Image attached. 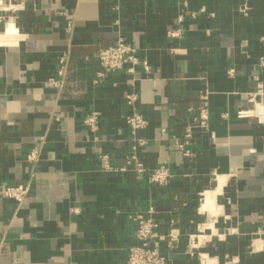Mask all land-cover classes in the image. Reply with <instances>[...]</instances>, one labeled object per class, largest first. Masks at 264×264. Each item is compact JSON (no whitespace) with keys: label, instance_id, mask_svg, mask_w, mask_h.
I'll list each match as a JSON object with an SVG mask.
<instances>
[{"label":"crops","instance_id":"crops-1","mask_svg":"<svg viewBox=\"0 0 264 264\" xmlns=\"http://www.w3.org/2000/svg\"><path fill=\"white\" fill-rule=\"evenodd\" d=\"M2 8L0 36L11 44L0 45V264H126L134 218L149 208L158 236L178 235L172 248L160 243L167 264H200V254L264 264V124L236 118L249 94L264 103V0H3ZM10 22L18 31L5 35ZM118 40L149 70L99 80L97 54ZM201 107L209 127L193 130L185 157L178 145ZM90 112L99 114L94 133L83 125ZM133 112L146 121L135 156L167 168L166 186L126 168ZM103 154L112 171L101 168ZM25 184L23 203L3 196Z\"/></svg>","mask_w":264,"mask_h":264},{"label":"built area","instance_id":"built-area-1","mask_svg":"<svg viewBox=\"0 0 264 264\" xmlns=\"http://www.w3.org/2000/svg\"><path fill=\"white\" fill-rule=\"evenodd\" d=\"M6 9L2 8L0 4V23L4 20ZM171 36H178V32H173ZM97 63L99 72L97 78L102 80L107 74L125 70L126 73L133 75L137 66H142L147 72L149 70L146 62L141 61L137 57L136 50L128 43L118 40L114 45L101 50L97 54ZM262 63V62H261ZM66 59L61 60V67L59 69V76L63 77L66 72ZM49 84L54 88H60L61 82L49 80ZM137 100L135 93H130L126 96L127 106H133ZM248 108L239 109L236 111L237 119H256L264 124V103L257 101L256 94H249ZM99 114L97 112L88 113L83 119V125L92 133L98 130ZM126 125L132 136V147L130 155L126 160V168H129L137 176L145 177L149 184L166 186L171 179V174L165 167H158L155 169L146 168L140 163L136 156L135 151L139 147H143L145 142L135 138L137 131L145 128L146 121L137 112L125 118ZM209 127V115L205 107L199 109V114L193 119L184 130L183 142L179 144L180 150L185 157L190 155L185 146L189 145V141L194 129L207 130ZM39 157L37 150L32 151L27 156V162L34 166ZM100 166L104 171H112L113 167L110 164L108 155L103 154L99 156ZM124 170V169H122ZM31 178L33 174L31 173ZM29 193V184L18 185L15 187L6 188L3 191V196L7 199L14 200L21 204L27 198ZM135 244L128 249L126 264H167V259L164 253L160 250V243L166 242L167 248H172L173 244L177 241L178 235L175 230H170L167 236H158V224L153 216V209L149 208L145 214L135 216ZM192 243L188 249L192 251L194 248ZM200 264H218L216 261L211 260L205 255H198Z\"/></svg>","mask_w":264,"mask_h":264},{"label":"bare ground","instance_id":"bare-ground-1","mask_svg":"<svg viewBox=\"0 0 264 264\" xmlns=\"http://www.w3.org/2000/svg\"><path fill=\"white\" fill-rule=\"evenodd\" d=\"M16 32L17 31H10L9 28H8V25H7L6 32L4 34L5 35H10V34H15ZM9 44H11L10 41H7V40L3 39L2 36H0V45H9ZM211 202H212V199H211L210 195H205L203 200H202V202H201L202 211L207 212L209 215H211Z\"/></svg>","mask_w":264,"mask_h":264},{"label":"clouds","instance_id":"clouds-1","mask_svg":"<svg viewBox=\"0 0 264 264\" xmlns=\"http://www.w3.org/2000/svg\"><path fill=\"white\" fill-rule=\"evenodd\" d=\"M2 3H3V0H0V4H2ZM8 28H9L10 31H18V29L14 28V25L11 22L8 24ZM225 183H226V180H221V184L222 185L225 184ZM217 191L219 192L220 189H218Z\"/></svg>","mask_w":264,"mask_h":264}]
</instances>
